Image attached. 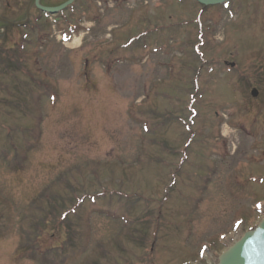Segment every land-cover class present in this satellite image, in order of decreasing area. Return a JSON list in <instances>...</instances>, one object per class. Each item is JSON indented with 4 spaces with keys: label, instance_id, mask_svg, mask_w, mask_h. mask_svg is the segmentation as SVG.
Wrapping results in <instances>:
<instances>
[{
    "label": "rangeland",
    "instance_id": "1",
    "mask_svg": "<svg viewBox=\"0 0 264 264\" xmlns=\"http://www.w3.org/2000/svg\"><path fill=\"white\" fill-rule=\"evenodd\" d=\"M77 1L0 57V264H217L264 217V2Z\"/></svg>",
    "mask_w": 264,
    "mask_h": 264
},
{
    "label": "flooded vegetation",
    "instance_id": "2",
    "mask_svg": "<svg viewBox=\"0 0 264 264\" xmlns=\"http://www.w3.org/2000/svg\"><path fill=\"white\" fill-rule=\"evenodd\" d=\"M261 1L264 2V0ZM42 3L46 5L57 4L46 0H42ZM36 8V0H0V57L15 54V51L18 50L17 47L19 38L21 37V31L23 33L26 30H34L33 28L36 24ZM212 8L202 6V14L204 15L201 14L198 25L200 24L202 27V24L204 25L203 21L207 23L208 18H204V16ZM195 24V22L191 21L186 23L187 26H195ZM192 32L189 31V39L193 38L192 35L194 34ZM196 34L208 35L205 31H197Z\"/></svg>",
    "mask_w": 264,
    "mask_h": 264
},
{
    "label": "water",
    "instance_id": "3",
    "mask_svg": "<svg viewBox=\"0 0 264 264\" xmlns=\"http://www.w3.org/2000/svg\"><path fill=\"white\" fill-rule=\"evenodd\" d=\"M74 0L58 7L40 6L44 11L56 13L67 7ZM204 5H216L229 0H197ZM234 66V63H231ZM258 90L254 89L252 94L258 96ZM217 264H264V218L258 226L247 231L239 240L228 247L219 257Z\"/></svg>",
    "mask_w": 264,
    "mask_h": 264
},
{
    "label": "trees",
    "instance_id": "4",
    "mask_svg": "<svg viewBox=\"0 0 264 264\" xmlns=\"http://www.w3.org/2000/svg\"><path fill=\"white\" fill-rule=\"evenodd\" d=\"M34 253H36V252H34ZM34 253H33V255H34Z\"/></svg>",
    "mask_w": 264,
    "mask_h": 264
}]
</instances>
